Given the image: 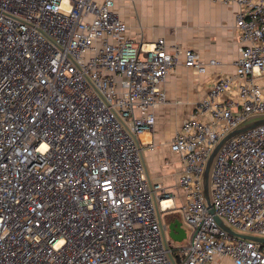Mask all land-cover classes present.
<instances>
[{"label": "built area", "instance_id": "obj_1", "mask_svg": "<svg viewBox=\"0 0 264 264\" xmlns=\"http://www.w3.org/2000/svg\"><path fill=\"white\" fill-rule=\"evenodd\" d=\"M212 1L238 4L242 49L170 141L190 235L180 246L163 236L173 192L148 178L141 134L155 131L171 72L220 61L137 38L119 0H0V264H264V243L216 219L264 237V124L219 150L214 213L203 184L216 144L264 115V0Z\"/></svg>", "mask_w": 264, "mask_h": 264}, {"label": "crops", "instance_id": "obj_2", "mask_svg": "<svg viewBox=\"0 0 264 264\" xmlns=\"http://www.w3.org/2000/svg\"><path fill=\"white\" fill-rule=\"evenodd\" d=\"M203 1L205 4L201 0H134L132 7H128L134 8V16L126 17V12L122 13L130 24L131 33L139 39L155 41L164 37L168 43L177 42L198 50L206 60L216 58L220 61L218 67L205 74L183 65L171 72L164 84L168 102L156 110L155 131L144 132L150 136L146 140L141 134L146 174L151 181L162 182L173 192L175 209H181L185 199L178 185L183 164L180 155L172 151L170 141L182 121L191 115L194 104L206 95L210 84L235 69V61L242 49L235 26L238 4ZM176 26L177 31L174 29ZM149 142H153L155 147L149 148ZM179 214L180 211L169 210L163 213L162 219L170 222L180 217ZM183 227L187 229L184 224ZM186 237L181 243L176 241L177 244L185 245L190 235L186 233ZM213 264L233 263L221 257Z\"/></svg>", "mask_w": 264, "mask_h": 264}, {"label": "water", "instance_id": "obj_3", "mask_svg": "<svg viewBox=\"0 0 264 264\" xmlns=\"http://www.w3.org/2000/svg\"><path fill=\"white\" fill-rule=\"evenodd\" d=\"M261 124H264V115L263 116H256L245 123L241 124L240 126L234 128L230 132H228L214 147L212 153L207 159L206 165H205V170L203 173V184H204V192H205V197L207 200V203L210 207V212L214 213V209L212 208V202H211V172H212V167L215 161V158L223 146V144L230 139L233 136H236L246 130H249L251 128H254L256 126H259ZM217 221L219 224L225 228L227 231H229L231 234H235L238 236H241L243 238L251 239L257 242L264 243V237L252 235V234H241L237 233L235 230H233L230 226L225 224L223 220L219 217L216 216ZM161 225L163 227V236L165 239L167 238H172L176 241H182L186 237V229L183 227V222L179 217H176V219L166 222L163 221L161 218Z\"/></svg>", "mask_w": 264, "mask_h": 264}, {"label": "rangeland", "instance_id": "obj_4", "mask_svg": "<svg viewBox=\"0 0 264 264\" xmlns=\"http://www.w3.org/2000/svg\"><path fill=\"white\" fill-rule=\"evenodd\" d=\"M201 2H202V4H205V2L203 1V0H201ZM132 1L131 0H127V1H124V0H119V10H120V12L121 13H123V12H126L125 13V16L126 17H129V16H134V14H135V10H134V8L132 9V8H130V9H128V7H132ZM126 10V11H125ZM138 13H140L139 11H138ZM141 14V13H140ZM124 16V17H125ZM143 19V18H142ZM132 20H134V19H132ZM143 22L145 21L144 19L142 20ZM149 21H150V19H149ZM175 21V20H174ZM137 22H138V24H139V19H137ZM145 23V22H144ZM174 29H175V31H177V26L176 27H174ZM177 39H179V38H177ZM150 165V164H149ZM173 212H177V211H180V209H174V210H172ZM188 229H189V231H190V227H188ZM239 232V231H238ZM186 239H187V237H186ZM179 243H181V241H178Z\"/></svg>", "mask_w": 264, "mask_h": 264}, {"label": "bare ground", "instance_id": "obj_5", "mask_svg": "<svg viewBox=\"0 0 264 264\" xmlns=\"http://www.w3.org/2000/svg\"><path fill=\"white\" fill-rule=\"evenodd\" d=\"M142 136L145 138V140L150 138V136H149V134H148V133H143V135H142Z\"/></svg>", "mask_w": 264, "mask_h": 264}]
</instances>
